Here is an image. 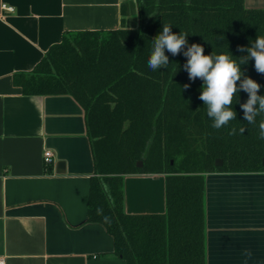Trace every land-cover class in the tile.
Listing matches in <instances>:
<instances>
[{
  "label": "trees",
  "instance_id": "trees-1",
  "mask_svg": "<svg viewBox=\"0 0 264 264\" xmlns=\"http://www.w3.org/2000/svg\"><path fill=\"white\" fill-rule=\"evenodd\" d=\"M137 19L106 31H67L28 73L13 83L25 96L73 97L83 108L92 142L95 176L91 179L88 222L101 224L114 240V255L126 264H205V175L215 172H264V140L259 124H249L233 101L236 120L217 130L199 99L203 81H191L181 53L167 68L153 71L148 58L163 24L186 33L205 55H246L264 36V9L245 0H136ZM124 17L129 7L122 6ZM241 71L261 85L264 74L254 60ZM189 85L184 89V85ZM238 100V102H236ZM245 128L241 134L239 129ZM235 128L236 134L229 135ZM217 159L223 160L216 167ZM142 161V168L137 163ZM165 174L167 211L163 215L124 212V177Z\"/></svg>",
  "mask_w": 264,
  "mask_h": 264
},
{
  "label": "crops",
  "instance_id": "crops-1",
  "mask_svg": "<svg viewBox=\"0 0 264 264\" xmlns=\"http://www.w3.org/2000/svg\"><path fill=\"white\" fill-rule=\"evenodd\" d=\"M132 0H0V260L4 264H126L88 222L92 142L71 96H25L31 72L67 31L119 29ZM134 2V0H133ZM13 7V12L2 5ZM129 7L128 16L122 6ZM264 9V0H245ZM53 154L46 166L44 155ZM64 162V173L58 163ZM166 175L124 177V212L163 215ZM251 252V257L246 255ZM205 264H264V172L205 175Z\"/></svg>",
  "mask_w": 264,
  "mask_h": 264
},
{
  "label": "clouds",
  "instance_id": "clouds-1",
  "mask_svg": "<svg viewBox=\"0 0 264 264\" xmlns=\"http://www.w3.org/2000/svg\"><path fill=\"white\" fill-rule=\"evenodd\" d=\"M171 26L163 24L162 31L153 40V47L148 58V67L153 70L167 68L169 57L183 54L187 60L184 70L191 81L200 79L203 81L199 99L206 107V114L212 121L211 127L221 129L230 121L236 120V112L232 105L240 91L247 93L248 99L240 104L243 118L249 124H255V118L264 113V95H259L261 85L241 71V65L254 60L257 73L264 74V36H257L250 47L240 46L238 50L246 53L245 56L234 59L231 54L205 55L204 48L200 44H188L187 34L173 33ZM189 85H184L187 89ZM238 102V100L236 101ZM245 128L239 132L243 134ZM236 129L232 128L229 135H235ZM259 136L264 140V122L259 124ZM250 258L251 252H246Z\"/></svg>",
  "mask_w": 264,
  "mask_h": 264
},
{
  "label": "built area",
  "instance_id": "built-area-1",
  "mask_svg": "<svg viewBox=\"0 0 264 264\" xmlns=\"http://www.w3.org/2000/svg\"><path fill=\"white\" fill-rule=\"evenodd\" d=\"M2 9L8 12H13L14 8L7 6L5 4L2 5ZM44 162L46 166H51L53 164V154L50 151H47L44 155ZM0 264H4L3 260H0Z\"/></svg>",
  "mask_w": 264,
  "mask_h": 264
},
{
  "label": "water",
  "instance_id": "water-1",
  "mask_svg": "<svg viewBox=\"0 0 264 264\" xmlns=\"http://www.w3.org/2000/svg\"><path fill=\"white\" fill-rule=\"evenodd\" d=\"M134 1H136V0H134ZM263 164H264V160H263ZM222 165H223V160L217 159L216 162H215V166L216 167H221ZM142 166H143V162L142 161L137 163V167L138 168H142ZM57 171H58V173H64V162H59L58 163Z\"/></svg>",
  "mask_w": 264,
  "mask_h": 264
},
{
  "label": "flooded vegetation",
  "instance_id": "flooded-vegetation-1",
  "mask_svg": "<svg viewBox=\"0 0 264 264\" xmlns=\"http://www.w3.org/2000/svg\"><path fill=\"white\" fill-rule=\"evenodd\" d=\"M132 1H133V0H132ZM132 1H131V2H132Z\"/></svg>",
  "mask_w": 264,
  "mask_h": 264
}]
</instances>
